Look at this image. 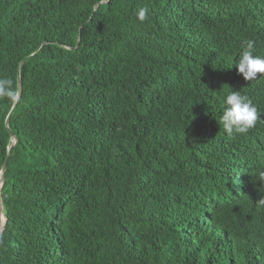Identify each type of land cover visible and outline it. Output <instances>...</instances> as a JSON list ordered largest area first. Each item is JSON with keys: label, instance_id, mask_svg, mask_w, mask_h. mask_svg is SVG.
I'll list each match as a JSON object with an SVG mask.
<instances>
[{"label": "trees", "instance_id": "16d2710c", "mask_svg": "<svg viewBox=\"0 0 264 264\" xmlns=\"http://www.w3.org/2000/svg\"><path fill=\"white\" fill-rule=\"evenodd\" d=\"M249 39L264 56V0H0V78L22 82L0 97V264H264ZM231 91L259 114L232 138Z\"/></svg>", "mask_w": 264, "mask_h": 264}, {"label": "clouds", "instance_id": "9594fccd", "mask_svg": "<svg viewBox=\"0 0 264 264\" xmlns=\"http://www.w3.org/2000/svg\"><path fill=\"white\" fill-rule=\"evenodd\" d=\"M149 14L146 7L138 9L136 18L144 22ZM254 40H246L239 58L236 62L237 74L242 76L245 81H255L264 76V56L255 54ZM14 81L9 78H0V97L7 98L12 104L20 99L19 92L13 87ZM224 106L219 119L224 132L228 137L242 136L249 133L258 122V109L252 99L242 95L240 91H231L224 99ZM195 139V138H194ZM261 180L264 181V173L261 174ZM261 198L256 201L258 207H264V188L260 189Z\"/></svg>", "mask_w": 264, "mask_h": 264}, {"label": "water", "instance_id": "95a60500", "mask_svg": "<svg viewBox=\"0 0 264 264\" xmlns=\"http://www.w3.org/2000/svg\"><path fill=\"white\" fill-rule=\"evenodd\" d=\"M19 94H20V96L22 94V82H21V80L19 81ZM9 121H10V117L7 120V126L8 127H9ZM11 134H12L13 142L16 143L17 139H16L15 134L12 131H11ZM9 155H10V153H9ZM9 155H8V159L5 161V163L2 167L1 177H0V231H3L4 226L6 224V221H7L5 214H4V206H3V201H2V190H3L4 184H5Z\"/></svg>", "mask_w": 264, "mask_h": 264}]
</instances>
